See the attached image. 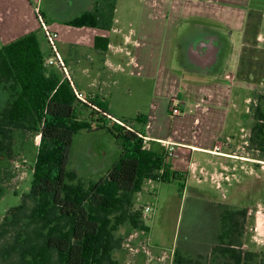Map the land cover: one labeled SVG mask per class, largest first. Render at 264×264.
I'll return each instance as SVG.
<instances>
[{
	"label": "trees",
	"instance_id": "obj_1",
	"mask_svg": "<svg viewBox=\"0 0 264 264\" xmlns=\"http://www.w3.org/2000/svg\"><path fill=\"white\" fill-rule=\"evenodd\" d=\"M95 1L66 23L110 29L116 0ZM109 43L108 37L95 38L101 52ZM50 52L38 31L0 41V199L17 174L14 163L26 159L30 136L40 134L31 188L0 222V264H120L114 258L124 239L120 227L149 229L137 193L147 181L184 175L167 162L165 149L151 145L143 128L114 118L106 97L86 91L80 99L63 68L46 64ZM250 111L249 149L264 155V91L254 95ZM135 122L146 125L148 115L138 114ZM94 131L110 133L122 154L105 176L87 180L71 168L69 155L77 135ZM214 205L217 223L207 253L178 245L172 264H264V250L245 248L248 208Z\"/></svg>",
	"mask_w": 264,
	"mask_h": 264
},
{
	"label": "rangeland",
	"instance_id": "obj_2",
	"mask_svg": "<svg viewBox=\"0 0 264 264\" xmlns=\"http://www.w3.org/2000/svg\"><path fill=\"white\" fill-rule=\"evenodd\" d=\"M32 1L37 5L35 0ZM222 1L223 6H213L203 1L199 11H211L217 19H206L205 16L200 18L225 25L234 35L236 57L230 70L235 74V81L226 89L215 85L192 94L185 91L189 83L184 80L180 85L177 82L174 85L160 84L158 92H173L172 96L187 103L188 109L182 117L166 114V99L154 97V79L141 80L130 76L128 71L108 67L104 69L100 63V70L105 72L100 79L103 85L101 93L108 99L109 112L114 118L123 119L139 129L135 117L140 112H146L153 102L158 114L154 117L152 128L164 129L163 136L172 140L168 141V145L180 146L178 142H198L209 138L213 146L222 132L231 137L233 145L231 151L222 148V151L233 155L227 156L233 157L232 164L225 163L227 168L218 165L221 169H218L217 174L213 175V170L220 156L211 151L196 152L193 158L199 165L194 172L189 173L186 186L185 178L145 183L143 190L136 195V203L139 205L136 206L142 210L147 205L151 207L145 217L149 229L146 232H130L126 226L120 227L119 234L124 239L121 248L114 254L120 264H134L135 259L142 254L152 259L148 261V257L142 255L143 262L138 261V264H172L174 250L178 245L190 249L192 253L208 251L205 250V244L217 223L218 214L217 205L214 208L213 202L247 207L245 248L264 250V155L249 149L248 140L252 124L251 103L258 91H264V0ZM116 3V15L122 28H128L130 23L141 28L142 21L145 27H164L167 18L174 22L181 15L185 20L196 19L192 15L187 16L194 6L182 0H116ZM38 35L42 46L49 50L44 31L40 30ZM57 44L61 53L70 46L63 41ZM110 60L115 62L113 57ZM55 67L58 69V65ZM64 74L70 79L72 76L78 90L88 91V73L69 66ZM214 80L193 79L194 83ZM226 86L229 84L226 83ZM225 91H228V96ZM192 102L196 105L190 107ZM226 112L229 115L223 121ZM39 143L40 134L31 135L26 144V159L14 163L17 174L8 183L9 191L0 199V222L7 210L20 204L22 195L31 188ZM121 152L120 142L109 133L82 132L75 137L70 148V166L77 172L79 170L78 173L87 180L99 179L117 163ZM187 157L171 155L167 160L173 164L172 168L186 172L189 165ZM77 166L78 170L75 168ZM203 168L207 173L201 170ZM198 192L205 196L198 195Z\"/></svg>",
	"mask_w": 264,
	"mask_h": 264
},
{
	"label": "crops",
	"instance_id": "obj_3",
	"mask_svg": "<svg viewBox=\"0 0 264 264\" xmlns=\"http://www.w3.org/2000/svg\"><path fill=\"white\" fill-rule=\"evenodd\" d=\"M35 1L37 2V5L34 4L32 0H0L1 43L7 44L31 31L39 32L40 30H42L44 31L47 44L48 40L46 31H55L58 34L56 44L63 41L67 42V44L70 45L67 51L64 50V53H61L57 44L58 52L63 57L66 68L68 69V67L71 66L74 70L80 69L82 72L84 71L88 73L90 84L87 86V90L90 92H94L103 97H106L101 93V88L103 85L100 82V79H102L105 75V72L103 70H100V63H102V68L104 69L106 67H108V69L117 68L128 71V74L130 76H136L138 78H141V80L154 79L156 85L154 90V97H156V99H166V114L172 115L171 108L173 106V99H175V101H178V103L181 105V109L183 110L182 115L175 117H182L188 109L187 103L183 100H178L179 98L176 96H172L173 92L168 94H162L158 92V87L160 84L174 85L177 82V85H180V83L184 80L189 83V88L185 91L189 94H192L193 92H197V90H201L203 88L207 90L209 89V87H213L215 85L216 87L221 85L226 89V87H231L232 83L235 81V74H232L230 65L234 61L236 54L230 61L228 69L221 76L214 78L216 80H214L213 82L210 81L194 83V78L182 75L180 69L174 65L172 59V37L178 25L185 19L183 18V15H181L180 18H177L174 22L169 21L170 18H167V22L166 24H164V27H161V25H153L152 27H147L146 25L145 27L144 22L142 21L141 28L139 25L138 27H136L134 23H130L128 28H122V24L120 23V20L116 15L118 8L117 5L111 23V28L103 29L100 27L74 26L66 23L67 20L73 18L74 16H77L82 12L91 9L96 2L95 0H67L57 2H52V0ZM182 1H184L186 4L190 3L194 6L192 12L187 14V16L192 15L193 18H200L204 16L206 19L216 18L214 13H212L211 11L209 13L199 11V9L203 7V1H206L208 4L213 6L224 5V2L222 0ZM206 2L204 3L207 4ZM97 36H105L109 38L110 43L107 51L101 52L95 48V38ZM44 49L46 50V47H44ZM110 57H113L115 59V62L110 60ZM98 60H100L101 62H97ZM70 77L73 83H75L72 76ZM226 83H228L229 86H226ZM225 94L228 96V91H225ZM149 105L150 107L148 110H146V112H140L148 115V123L144 126L139 124V128H143L145 137L152 141L151 145H153L156 149H165L167 151L169 147L174 146V156L178 158L188 156V171L183 172V170L177 169V171H180L184 175L186 181L185 186L188 184L187 181L189 180V173H191L192 171L194 172V169L197 168V165H199L198 162H195L193 158L196 152H209L216 146H221L226 151L232 150L231 146L233 145L231 144V137H229L228 135L225 136V132H222L218 135V138L216 139L213 146H211L210 144V139L205 138L199 140L198 142H178L181 144L180 146L170 144L171 146L169 145L166 148V146H164L160 141L172 140L163 136V134L165 133L164 129L158 130L152 128L154 117L158 113H156L157 110L155 109L156 104H153V102H151V104ZM192 105L194 106L196 104L192 102L190 107H192ZM228 115L229 113L226 112L223 121H225V118L227 120ZM217 155L220 156V161L217 162L214 166L213 175L217 174L218 169H221L218 167V165L227 168V164H232L231 162H233V160L231 159L233 157H227L221 154ZM172 165L173 164H171V166ZM75 168L78 170V166ZM173 170L176 169L173 168ZM201 170L207 173L205 168ZM198 195L205 196L199 192ZM205 198L207 199V197ZM136 205L138 204L136 203ZM142 255L147 256L148 261L152 259L147 254ZM142 255H139L135 259L136 264H138V261L141 263L143 262Z\"/></svg>",
	"mask_w": 264,
	"mask_h": 264
},
{
	"label": "flooded vegetation",
	"instance_id": "obj_4",
	"mask_svg": "<svg viewBox=\"0 0 264 264\" xmlns=\"http://www.w3.org/2000/svg\"><path fill=\"white\" fill-rule=\"evenodd\" d=\"M173 35L174 65L182 75L197 80L221 76L236 53L231 30L206 19H184Z\"/></svg>",
	"mask_w": 264,
	"mask_h": 264
},
{
	"label": "built area",
	"instance_id": "obj_5",
	"mask_svg": "<svg viewBox=\"0 0 264 264\" xmlns=\"http://www.w3.org/2000/svg\"><path fill=\"white\" fill-rule=\"evenodd\" d=\"M46 36H47L48 44L50 46V51H51L50 55H48L46 57V64L48 66L58 65V66L63 68L64 72L68 71V69L66 68V64H65L63 57L58 52V47L56 44V39H57L58 34L55 31L47 30ZM77 95L80 99H82V100L85 99V94L83 91H80V90L77 91ZM171 112H172L173 116H180L183 114V110L181 109V105L178 103V101H175L174 99H173V106L171 108ZM121 123H123V122H121ZM146 139H147V137H146ZM147 140H149V139H147ZM160 142L164 146H166V148H167V146H169L168 141L164 140V141H160ZM148 146H150V144ZM167 152L169 153L170 156L175 155L173 147H169ZM211 152L216 153V154H221L224 156H233L232 154H228V153L222 151L221 146H216L214 149L211 150ZM149 210H151V207L149 205H147L143 208L144 216H146V212Z\"/></svg>",
	"mask_w": 264,
	"mask_h": 264
},
{
	"label": "water",
	"instance_id": "obj_6",
	"mask_svg": "<svg viewBox=\"0 0 264 264\" xmlns=\"http://www.w3.org/2000/svg\"><path fill=\"white\" fill-rule=\"evenodd\" d=\"M262 228V227H261Z\"/></svg>",
	"mask_w": 264,
	"mask_h": 264
}]
</instances>
